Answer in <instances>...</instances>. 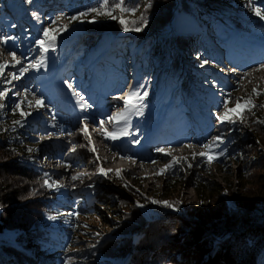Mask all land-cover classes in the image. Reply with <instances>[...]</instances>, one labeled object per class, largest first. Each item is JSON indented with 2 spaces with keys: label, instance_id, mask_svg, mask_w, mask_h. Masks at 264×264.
Segmentation results:
<instances>
[{
  "label": "trees",
  "instance_id": "1",
  "mask_svg": "<svg viewBox=\"0 0 264 264\" xmlns=\"http://www.w3.org/2000/svg\"><path fill=\"white\" fill-rule=\"evenodd\" d=\"M7 1H18V4L27 7V13H37L46 21L51 17L41 5L45 0H31V3L28 0ZM66 1L69 3L67 11L73 15L88 11L99 3V0H63L62 3ZM216 1L150 0L151 8L145 12L149 0H126L128 7H137L139 11L135 15L117 11L114 15L126 21H139L143 14L147 24L140 32H124L119 19L96 16L95 13L82 17L83 22L69 23L68 31L58 39L56 52L48 54L47 70L41 69L36 73L43 98L52 101L62 97L58 87L59 77L54 74L57 69L66 70L72 84L79 89L88 65L110 50L113 61L99 64L100 74L106 83H114L115 88L123 90L129 82L132 60L133 89L142 85L141 90L148 92L143 116L131 121L132 131L149 133L159 128L163 136L173 132L185 133L192 128L188 115L195 103L200 112L195 110V117L202 116L212 124L214 111L221 110L222 101L235 88L228 83L227 77L217 74L216 70L223 66L211 42L223 52L227 66L245 70L254 62L264 60V20L254 11L257 7L264 10V0H221L231 9L217 7L213 4ZM93 19L94 23L88 22ZM184 23L203 35L181 31ZM46 26L49 27L48 23ZM170 26L174 28L172 33L159 35L163 31L170 32ZM41 32L42 29L33 33L28 28L25 35L33 43ZM140 33L149 37L137 42L139 44L136 45L141 46L137 57L133 47L135 38L132 36H139ZM253 53H256L255 57L250 56ZM182 56L191 63L187 70L194 87L183 74ZM205 60L208 63L202 66ZM249 97L257 107L245 114L244 124L257 135H264V123L257 122L264 121V94L253 96L251 91L245 99ZM16 100L10 97L4 110H0V136H4V140L0 141V264H64V260H57L56 257L64 244L71 241L77 228L83 225L78 219L82 216L81 206L85 200L66 194L59 201L57 198L62 195V190L56 189L52 193L53 189L43 184L45 179L52 181L51 178L34 168L31 159L24 161L19 158L20 155L31 154L27 142H30L28 136L32 122L29 116L23 127L16 125L13 131V121L21 119L19 113H12ZM234 106L229 104V107ZM22 107L30 111L26 104ZM236 127L240 125L230 129L235 131ZM252 145L256 146V142L251 137L232 133L216 150H225V156L211 164H218L221 169L222 164L237 161L244 164L243 174L249 175L254 168L264 166L263 154L254 150L255 155H248ZM128 148L125 146L121 151L135 155ZM200 162L199 168L200 165H209L204 159ZM178 180L172 181V184L181 182ZM198 183L192 179V185L198 190L207 191V187ZM259 194L258 202L244 199L239 202L237 196L231 193L240 205L234 207L225 203L229 212L224 216L216 214L212 219L215 221L205 228L186 222L189 232L181 240L179 237L183 229L177 225L173 227L163 221L146 224L140 218L139 227L134 231L136 237L126 245L116 244L119 249L116 255L115 244L109 245L106 254L118 262L120 258L127 257L128 264H264V193ZM118 196L117 199L122 202L130 200L123 194ZM259 204H263L261 208L255 206ZM130 207H126L125 203V207L122 206L124 212L119 214L130 212ZM237 207H240L239 210ZM49 216L56 219L50 220Z\"/></svg>",
  "mask_w": 264,
  "mask_h": 264
},
{
  "label": "rangeland",
  "instance_id": "2",
  "mask_svg": "<svg viewBox=\"0 0 264 264\" xmlns=\"http://www.w3.org/2000/svg\"><path fill=\"white\" fill-rule=\"evenodd\" d=\"M50 1L53 0H45L44 4H41L51 16L46 21L41 18L36 19L30 13H27V7L18 4V1L14 3L0 0V35H11L17 38L14 47L11 41L7 46L16 52L17 58L23 59L24 57H28L34 60L38 57V49L35 48L34 42L32 43L31 39L28 40L26 38V29L29 28L33 33H37L40 29L47 27V23L51 26V21L57 16H73V14L67 11L69 10V3L67 1L66 3H62L63 0H60L61 2L57 1L58 8L61 9L57 11L49 6L48 2ZM61 4H64V7ZM213 4L220 8L231 9L221 0H217ZM65 24L69 25L68 19L59 21L56 26ZM184 24V28L180 29L181 31H194L191 35L197 34L192 26L187 23ZM170 28V32L163 31L159 35L168 36L174 31L172 26ZM144 34L140 33L139 36H132V38H135L133 47L136 50L137 57L141 51V46L136 45L139 44L137 42L146 40L149 37V35L143 36ZM213 47L217 58L222 62L223 66L216 70L217 74H221L224 78L227 77L228 83L235 88L233 92H230L232 95L231 105H235L237 99L248 97L254 88L258 89L260 94H264V68L260 67L264 65V60L261 63L254 62L246 71L242 70L243 76H240L236 73L237 69L232 71V68L227 66L223 52L218 51L216 46ZM26 50H28L27 53ZM0 52H3V47H0ZM255 55L256 53H253L250 56L255 57ZM109 57L110 50L99 57L100 62L111 63L113 59ZM181 58L184 66L183 74L193 84L192 76L187 70L191 66V63L188 62L185 56ZM244 58L246 59V57ZM244 58H242L243 62ZM27 62L25 61V63ZM0 63L11 65L13 63L12 57L7 53L0 55ZM132 63L131 60L132 71L128 74V80L130 81L133 79ZM237 64H240V62ZM221 69H224V71H221ZM14 71L16 69L11 67L6 68L5 74L3 77H0V80L10 79L7 74ZM94 71L95 68L93 67L91 74L95 77ZM36 73L30 71L21 80L12 81L11 85H0V87L12 89V92L9 93L5 101H0V103H4L6 106V100L10 97L21 99L24 95L29 100L34 95L43 98L41 84L38 82ZM54 74L59 77L61 84L58 87L61 90L62 98L54 101L43 98L47 108H41L39 111H36L35 108H29L33 115L29 118L32 125L30 126L31 132L28 136L30 142L27 143L35 151L31 152L30 156L20 155L19 158L24 161L31 159L30 162H32L34 168L48 173V177L59 185V188H52V193L56 189L62 190V195L57 198L59 201L66 194L73 195L75 198L80 196L85 200L81 206L83 209L82 216L78 219L79 223L83 225L77 228V232L75 231L74 235L72 234L71 241L64 244L61 248L60 255L56 257L57 260L62 259L64 260L63 263L66 264V259L73 257V264H128L127 257H124L125 259L120 258L121 261L118 262L117 259H113L114 257L107 256L106 251L109 245L115 244L113 247L116 250L114 255H116L119 250L116 244L126 245L130 239L135 238L134 231L139 227L140 218L144 219L146 224L163 221L166 225H173V227L177 225L178 228L183 229V233L178 232L181 234L179 237L181 240L184 238L185 233L189 232L185 225L186 222L190 224L196 223L205 228L208 223L215 221L212 219H215L216 214L224 216L229 212L225 203H229L234 207L240 205L232 198L231 193L237 196L239 202H243V199L252 202L260 201L258 194L264 193V166L263 168H254L249 175L245 176L242 172L244 164H238L239 162L237 161L232 162L230 160L222 164L221 169H219L218 164L200 165L199 168V163L202 164L200 161L203 158L196 156L193 159L194 153L204 151L201 145L208 142L212 136L220 134L217 129L224 131L225 137L230 134L232 135V133L251 137L256 142V146H251L250 150H248V155H255V151L264 155V135H257L247 124L239 122L233 125L218 124L215 118V113L219 111L218 109L214 111L213 122L210 124L202 116L195 117V110L199 112V106L195 103L192 113L188 115L190 125H192L191 131L178 134L173 132L165 136H163L159 128L153 129L149 133L133 131L135 135L123 137L116 142H112L105 140L101 136V129L99 127V121L105 119L109 113L103 111L98 112V114L95 110V108H98L97 105L86 103L87 101H84L87 105H90L87 110L81 111L78 109L77 98L67 87V83H69L67 73L61 68L56 70ZM242 77L244 78L241 79ZM94 79L96 80L92 81L91 87L97 88L94 96L98 99L97 101L101 102V106L105 105L104 107L107 108L111 104H117L112 103L114 101L108 98L106 92L100 93L99 86L102 85V81L101 83L99 81L100 78L97 79L95 77ZM83 84H85V81ZM125 87L126 85L124 86L123 94L118 95L122 101L125 99L126 94H128L125 91ZM107 88L109 91L114 90L116 93L119 91V88H115L114 83H110ZM25 89L28 90L26 93L24 92ZM17 91L22 93V96L19 98L13 95ZM116 107V111L122 110L123 103L118 102ZM48 109L51 111H48ZM52 114L56 117L55 123L57 127L55 128L51 127L53 123L51 120ZM262 116L264 118V113ZM85 117L88 118V132L91 143L80 131L83 127L82 120ZM90 119H94L95 121L91 123ZM238 125L240 127H236L235 131L230 129L231 126ZM105 126L109 131L112 130L111 124H106ZM69 132L73 133V135H68ZM0 137V141H3L4 136ZM136 139H139V145L135 146V143L132 145V141ZM73 145H76V147L73 148ZM124 145H128V149L135 152V156H133L131 161L132 163L124 162L123 166H120L123 168L107 165L106 162L110 160L111 156L107 153L108 149L113 146L122 149ZM187 145H191L192 147H187ZM90 148H95L96 151L92 152ZM158 148L172 149L171 155L158 152ZM261 154L259 156H262ZM172 157L182 160V164L177 165L176 168L169 170L164 175H157L159 170L171 161ZM183 158H186V160ZM152 161H156V163H152ZM188 163L192 164L191 168L187 166ZM101 167L105 170L111 169L112 171L109 172L107 177L102 176L99 174V168ZM117 171L120 172L119 176L116 175ZM78 174L80 175V179H71V177ZM176 179H179L178 181L181 182L173 185L172 181ZM192 179H194V183L199 182L200 186L204 185L207 187V191L198 190L192 185ZM36 187L39 188L38 184ZM118 194H123L130 200L125 202L124 199L122 202V200H118ZM153 199L172 203L179 201V211H173L153 204L151 203ZM125 203L126 207L127 205L131 206L130 212L119 214L120 211L124 212L122 206L125 207ZM137 204L144 206L138 207ZM261 205L263 204L255 206L261 208ZM239 208L237 207L238 210ZM172 218L177 219L173 220ZM92 245H95V247H92ZM29 255H33V253L29 252ZM109 255H111L110 251ZM199 264L205 263L200 262Z\"/></svg>",
  "mask_w": 264,
  "mask_h": 264
},
{
  "label": "snow or ice",
  "instance_id": "3",
  "mask_svg": "<svg viewBox=\"0 0 264 264\" xmlns=\"http://www.w3.org/2000/svg\"><path fill=\"white\" fill-rule=\"evenodd\" d=\"M29 3H31V0H28ZM148 8H151L150 0L146 4L145 12H147ZM119 11L122 14H131L135 15L139 9L137 7H128L126 5V0H99L98 6L90 8L88 11L80 12L78 15H73L70 17H63V16H57L51 21V25L49 27H45L42 29L41 34L38 38L34 41V46L36 49H38V57L34 60L29 59L28 57H24L23 59L17 58V54L14 50L9 49L7 46L9 45V42L11 41L13 44V47L15 46V42L17 40L16 37L11 35H0V47H3V52H0V55H3L4 53H7L12 57L13 63L11 65L7 63H0V77H3L5 74L6 68H14L16 71L14 72H8V77L10 79H3L0 80V85H11L12 81H19L22 78L25 77L26 73H29L30 71L39 72L41 69L47 70V61H48V54L54 53L57 50V44L59 37L66 31H68L69 25H58V22L63 19H68L69 23L72 22H83L81 19L88 17L92 13H95L96 16H103L112 20L119 19V23L123 26L124 32H140L143 30V26H146L147 24V18L142 14L141 19L139 21H126L122 17H118L114 15L115 12ZM255 15L260 17V19L264 20V10L257 7L254 9ZM33 16L36 19H39V16L37 13H33ZM90 23H94L95 20L88 21ZM131 25V26H130ZM14 26V25H13ZM25 61H28L25 63ZM208 63L207 60L202 62V66L206 65ZM20 65V67L17 68V66ZM261 68H264V65L260 66ZM221 71H224V69H221ZM232 71H235V69H232ZM247 75V74H245ZM242 77L241 79H243ZM67 87L69 90L72 91V94L77 97V104L79 105V108L81 111L87 110L90 105H87L84 100V96L81 95L79 91H77L75 88H73V85L71 83H67ZM143 86H137L135 87L130 93L126 94L125 99L123 100V108L122 110H118L113 114H109L105 119H101L99 121V127L101 129V136L105 140H109L112 142H116L120 140L122 137H129L132 135H135V133L132 131L131 127V121L132 118L143 116L144 109L146 107L145 104V98L148 96L147 91H142L141 89ZM28 90L25 89L24 92L26 93ZM12 92L11 88L8 87H0V101H5V99L9 96V93ZM16 97H21L22 93L17 91L13 93ZM260 92L258 89H253V96H259ZM232 102V95L231 93H228L225 97V99L222 101L221 104V110L217 111L215 113V118L218 124L220 125H233L237 122L243 124L245 122V114L251 113L254 108L257 107V105L253 102V99L251 97L249 98H240L235 101L234 107H229V104ZM28 108H35L36 111H39L41 108H47V105L45 104L43 98L36 97L35 95L32 97L31 100L27 98L26 95L23 96L21 99H17L14 103V106L12 108V113L15 115L16 113H19V116L21 119L14 120L13 121V131H15V126L19 125L20 127L24 126V123L26 122L27 118L29 116H32L33 113L30 111H25L22 105H25ZM5 108L4 103H0V110ZM48 111H51L48 109ZM51 120L53 123L51 124V127L55 128L57 127V124L55 123L56 117L54 114L51 116ZM88 118L85 117L82 120L83 127L80 129L83 136L89 139V143H91L90 140V134L88 132ZM258 123H264V121H257ZM106 124L112 125V130L109 131V129L105 126ZM217 131L220 132L219 135L212 136L210 140L201 147L204 149V151H201L199 153L193 154V159L196 158V156H199L203 158L209 165L213 163L214 161L220 159L221 157L225 156V150L221 149L220 151H216L220 148L221 144L225 143V132L217 129ZM68 135H73V133L69 132ZM133 143L138 144L140 141L139 139H136L132 141ZM76 145H73V148H75ZM187 147H192L191 145H187ZM29 152L35 151V149H28ZM90 151L95 152V148H90ZM158 152L164 153L166 155H171L172 149H165V148H158ZM186 160V158H183ZM152 163H156V161H152ZM182 160H178L176 157H172L171 161L165 165L164 168H161L157 175H164L169 170H172L177 167V165H181ZM67 166V165H66ZM189 168L192 167L191 163H188L187 165ZM182 170V169H181ZM111 169L105 170L103 167L99 168V174L102 176L107 177L109 172H111ZM46 177L48 176L47 173L44 174ZM116 175L119 176L120 172L117 171ZM72 180L80 179V175H76L71 177ZM44 186L48 188H59V185L56 184L55 181H50V179H45L43 181ZM127 187V185H125ZM91 187V185H89ZM153 204L160 205L164 208L171 209L173 211H179V204L180 202L177 201L175 203L169 202V201H158L153 199L151 201ZM138 207H143L142 204H137ZM78 216V214H76ZM48 219L54 220L56 219L55 216H49ZM99 235V233H97ZM92 247H95V245H92ZM73 257H68L66 259V264H73Z\"/></svg>",
  "mask_w": 264,
  "mask_h": 264
},
{
  "label": "bare ground",
  "instance_id": "4",
  "mask_svg": "<svg viewBox=\"0 0 264 264\" xmlns=\"http://www.w3.org/2000/svg\"><path fill=\"white\" fill-rule=\"evenodd\" d=\"M57 1L58 2H61L60 0H53V1H50V2H48V4H49V6L52 8V9H54L55 11H57V10H61V9H59L58 7H59V5L57 4ZM51 3V4H50ZM63 7H64V4H61ZM95 93V91L93 90L90 94H89V97L90 96H92L93 94ZM94 96V95H93ZM98 100V99H97ZM103 103V102H102ZM113 103H117V102H113ZM118 104V103H117ZM117 104H112V105H117ZM96 105L98 106V108H97V113L98 112H108V109L110 108V106H108L107 108H104V106L105 105H103V106H101V102H99V101H96ZM99 106H101V107H99ZM101 108V109H100ZM99 114V113H98ZM90 121H91V123L92 122H94L95 120L94 119H90ZM114 152H116L117 153V155H113L112 156V154H114ZM107 153L109 154V155H111L110 156V160H107V165H112V166H114L115 168H123V167H120V166H123L122 164L124 163V162H129V161H127L125 158H128V157H126L127 156V154H124L120 149H119V147H112V148H109L108 149V151H107ZM132 163V162H131ZM130 163V164H131ZM121 164V165H120ZM133 164H137V163H133Z\"/></svg>",
  "mask_w": 264,
  "mask_h": 264
}]
</instances>
